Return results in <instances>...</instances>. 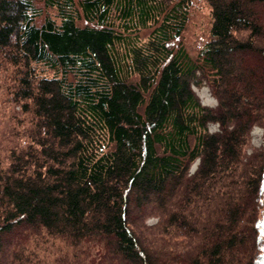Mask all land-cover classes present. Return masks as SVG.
Wrapping results in <instances>:
<instances>
[{
	"label": "trees",
	"instance_id": "trees-1",
	"mask_svg": "<svg viewBox=\"0 0 264 264\" xmlns=\"http://www.w3.org/2000/svg\"><path fill=\"white\" fill-rule=\"evenodd\" d=\"M207 2L0 0V264H264V0Z\"/></svg>",
	"mask_w": 264,
	"mask_h": 264
},
{
	"label": "rangeland",
	"instance_id": "rangeland-1",
	"mask_svg": "<svg viewBox=\"0 0 264 264\" xmlns=\"http://www.w3.org/2000/svg\"><path fill=\"white\" fill-rule=\"evenodd\" d=\"M210 7L207 0H194L192 16L186 32L185 40L191 47L198 48L203 45L207 39L210 26ZM194 90L199 96L203 105L215 107L218 103L217 98L213 94L207 82L203 81L200 85L194 86ZM216 125L211 126V130H215ZM262 128L255 127L251 132V145L258 146L262 141ZM198 162L191 165L190 172L195 171ZM156 219H148V223L155 222Z\"/></svg>",
	"mask_w": 264,
	"mask_h": 264
},
{
	"label": "bare ground",
	"instance_id": "bare-ground-1",
	"mask_svg": "<svg viewBox=\"0 0 264 264\" xmlns=\"http://www.w3.org/2000/svg\"><path fill=\"white\" fill-rule=\"evenodd\" d=\"M123 32V31H122Z\"/></svg>",
	"mask_w": 264,
	"mask_h": 264
}]
</instances>
